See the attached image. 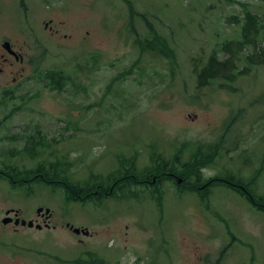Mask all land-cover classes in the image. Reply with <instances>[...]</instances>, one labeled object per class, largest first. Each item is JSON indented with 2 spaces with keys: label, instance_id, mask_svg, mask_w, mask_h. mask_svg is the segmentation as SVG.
<instances>
[{
  "label": "rangeland",
  "instance_id": "rangeland-1",
  "mask_svg": "<svg viewBox=\"0 0 264 264\" xmlns=\"http://www.w3.org/2000/svg\"><path fill=\"white\" fill-rule=\"evenodd\" d=\"M18 1L0 0V39L7 35L28 53L24 80L0 86L1 167L30 171L66 161L67 173L82 183L119 169L122 158L136 156L142 170L152 151L170 160L188 142L183 163L193 145L205 154L217 149L204 179L234 174L248 184L258 175L251 189L264 197V37L254 31L251 45L238 48L245 9L264 29V0H131L145 17L134 20L136 33H147V20L174 47V73L165 58L141 53L125 0H28L27 16ZM224 41L239 54L226 74L232 80L220 81L227 90L220 82L196 88L194 61L205 62ZM48 71L67 76L63 92L40 79ZM32 135L46 146L28 156L21 150ZM9 183L0 178V264H264V214L229 188L202 198L165 182L161 205L153 187L133 188V200L94 205L66 202L64 192L38 182ZM40 207L50 210L53 228L1 223L14 209L43 225ZM67 223L90 235L74 234Z\"/></svg>",
  "mask_w": 264,
  "mask_h": 264
},
{
  "label": "trees",
  "instance_id": "trees-1",
  "mask_svg": "<svg viewBox=\"0 0 264 264\" xmlns=\"http://www.w3.org/2000/svg\"><path fill=\"white\" fill-rule=\"evenodd\" d=\"M129 8V18L127 25L132 32L136 33L133 26L134 20L137 17L145 18L143 14L138 13L134 8L133 2L131 0H125ZM236 21L239 17H234ZM260 16L253 14L252 12L245 9V14L243 20H240L241 25L243 24L244 34L243 39L239 40L238 48L239 52L241 48L246 45H251V39L249 37L255 33L257 35H262L264 37V29L259 31L260 28ZM147 33L142 37L136 36L134 40L136 45L140 49L141 53H151L157 56H161L169 61L172 72L177 67L176 53L172 45H170L169 40L161 35L151 24L146 20ZM231 42H223L220 47L213 49L208 55L207 60L200 61L195 60V65L193 72L196 75V88L203 89L217 85L221 80L230 81L227 77V73L230 72L231 67H233L235 60L238 59V51L233 50ZM230 54L229 57L223 58V54ZM232 55V56H231ZM222 57V58H221ZM133 69L126 71L121 74L125 76L126 74L132 72ZM241 76L246 75L243 71H239ZM41 80L47 82L48 87L51 90L63 92L65 85L68 82V78L62 72H50L40 77ZM225 84V83H224ZM220 89L227 88L221 84L217 85ZM233 90L230 92H236ZM236 115H232L229 121H235ZM40 134V132L38 133ZM35 136V137H33ZM20 136H17L14 140H18ZM27 144L21 150L22 153L28 156L33 155V151L37 147L45 148L42 144L40 135H32L28 138ZM36 141V142H35ZM38 141V142H37ZM222 141V140H221ZM217 147L220 143L216 144ZM195 150L190 153L189 158L185 163L181 161L182 155L186 149L191 148V144L188 142H183L180 144L176 153L172 156L170 160L165 159V157L154 154L152 156V163L148 167L141 171H138L135 166L134 158L131 161H121L120 169L110 173L106 177H101L97 175H92L85 178L82 183L79 180H75L70 176L67 171L71 167L70 163L55 162L49 167L45 166L37 167V169L21 171L17 170L13 166H0V178L8 179L10 184L14 187L30 185L32 183H41L50 187L53 191H62L65 194V198L68 202H81L83 204L93 202L94 205H101L105 200L112 197H128L133 200L136 196L133 194L135 187H153L154 191L151 193L156 194V201L159 205L163 202V190L161 186L165 182H174L178 191L183 190L192 191L202 198H208L209 194L215 188H229L241 196H245L246 199L257 208L258 211L264 214V197L261 195H255L252 186L256 185L258 182V175L252 177L250 182L245 184L240 178L234 174L217 175L209 179H204L202 175V169L211 165L217 156V149H211L208 154L203 151V145H193ZM216 147V148H217ZM20 153V152H17ZM21 178H29L32 183L24 182ZM177 177L182 179L181 184L177 183ZM154 179H156L154 181ZM221 256V255H220ZM78 264H106L105 261L92 258L91 261H78Z\"/></svg>",
  "mask_w": 264,
  "mask_h": 264
},
{
  "label": "flooded vegetation",
  "instance_id": "flooded-vegetation-1",
  "mask_svg": "<svg viewBox=\"0 0 264 264\" xmlns=\"http://www.w3.org/2000/svg\"><path fill=\"white\" fill-rule=\"evenodd\" d=\"M27 3L28 0H20V5ZM11 4L13 3V0H10ZM8 4V2H6ZM24 4L22 6H24ZM51 22V20H49ZM46 30L50 31V34L56 35V32H58L57 29H54L52 27H49L48 22H45ZM33 31V27L31 28ZM54 36V35H53ZM2 38L0 39V86H5L3 88H8L9 85L13 84L17 79L24 80L25 77V66L24 64L27 62L25 59V55H28L27 52H22V48H17L8 41L7 35H2ZM6 43H9L10 46H7ZM16 75V76H14ZM11 210V209H10ZM4 211V217H6L7 211ZM11 211L9 214V217L13 219L12 222L8 224V226L15 225V221L19 217L21 219V213L20 211ZM2 218V220L4 219ZM42 219L43 228H51L53 226L50 225L51 218H47L43 215H38ZM34 222L37 224V220H34ZM20 226V225H19ZM18 225L16 227H19Z\"/></svg>",
  "mask_w": 264,
  "mask_h": 264
},
{
  "label": "water",
  "instance_id": "water-1",
  "mask_svg": "<svg viewBox=\"0 0 264 264\" xmlns=\"http://www.w3.org/2000/svg\"><path fill=\"white\" fill-rule=\"evenodd\" d=\"M179 182H180V180H179ZM42 212V209H39L38 210V213H41ZM46 213H49V211L47 210L46 211ZM10 221V219L9 218H7V219H5L4 220V223H8ZM19 223V221L17 220L16 221V224H18ZM27 224V222L26 221H22V225H26ZM33 222L32 221H30L29 223H28V226L29 227H33ZM37 228H40L41 226L40 225H37L36 226ZM73 231L75 232V233H77V234H80L81 232L83 233V234H85V235H88V233L89 232H87V231H85V230H81V229H73Z\"/></svg>",
  "mask_w": 264,
  "mask_h": 264
}]
</instances>
